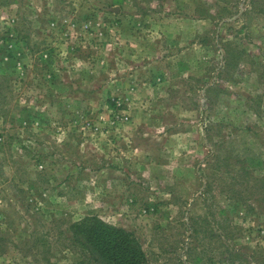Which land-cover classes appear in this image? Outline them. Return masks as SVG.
<instances>
[{"label":"rangeland","instance_id":"rangeland-1","mask_svg":"<svg viewBox=\"0 0 264 264\" xmlns=\"http://www.w3.org/2000/svg\"><path fill=\"white\" fill-rule=\"evenodd\" d=\"M246 179L232 243L261 264L264 0H0V264H86L90 215L145 264H221Z\"/></svg>","mask_w":264,"mask_h":264},{"label":"trees","instance_id":"trees-1","mask_svg":"<svg viewBox=\"0 0 264 264\" xmlns=\"http://www.w3.org/2000/svg\"><path fill=\"white\" fill-rule=\"evenodd\" d=\"M243 169L244 173L249 176L250 171L248 168L243 167ZM227 171L224 172L232 180L242 176L238 171L233 173V175H230ZM249 180L246 179L244 187L240 189H235L234 186L236 185L232 183H223L219 187L221 193H226L225 198L228 201L219 207V212L222 216L221 220H218V223H220L219 228H222V233L219 232L218 235L222 249L220 252L221 264L227 262L230 264H251L252 257L249 258L245 251L242 252L240 247L232 243L235 228H238V226L229 214L231 202H242L246 208L253 207L246 198L250 187L248 184ZM256 181L261 185L260 194L264 199V180ZM209 185L210 183L205 186L207 192H210ZM213 220L215 222V219ZM66 230L68 232L66 238L70 243V247L81 256L80 262L86 264H145L147 262L146 253L133 232L121 226L110 224L96 215L86 216L80 220L73 221L67 226ZM49 250L50 248L47 247L45 250L40 251L43 259L47 261L46 264H52L50 263L49 256L51 254ZM37 252L41 254L39 250ZM261 259L262 261L264 260L263 257ZM261 264H264V262Z\"/></svg>","mask_w":264,"mask_h":264}]
</instances>
